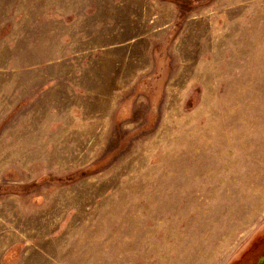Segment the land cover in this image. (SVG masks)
<instances>
[{"label": "rangeland", "instance_id": "obj_1", "mask_svg": "<svg viewBox=\"0 0 264 264\" xmlns=\"http://www.w3.org/2000/svg\"><path fill=\"white\" fill-rule=\"evenodd\" d=\"M264 0H0V264H264Z\"/></svg>", "mask_w": 264, "mask_h": 264}, {"label": "water", "instance_id": "obj_2", "mask_svg": "<svg viewBox=\"0 0 264 264\" xmlns=\"http://www.w3.org/2000/svg\"><path fill=\"white\" fill-rule=\"evenodd\" d=\"M259 262H262V261H264V255H262L260 258H259V260H258Z\"/></svg>", "mask_w": 264, "mask_h": 264}, {"label": "flooded vegetation", "instance_id": "obj_3", "mask_svg": "<svg viewBox=\"0 0 264 264\" xmlns=\"http://www.w3.org/2000/svg\"><path fill=\"white\" fill-rule=\"evenodd\" d=\"M262 255H264V253H263V254H261V255L258 257V260H259V258H260Z\"/></svg>", "mask_w": 264, "mask_h": 264}]
</instances>
